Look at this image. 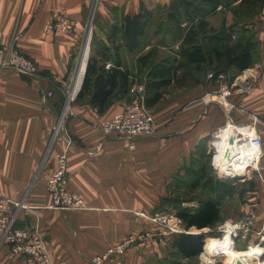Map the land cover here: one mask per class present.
<instances>
[{
  "label": "crops",
  "instance_id": "obj_1",
  "mask_svg": "<svg viewBox=\"0 0 264 264\" xmlns=\"http://www.w3.org/2000/svg\"><path fill=\"white\" fill-rule=\"evenodd\" d=\"M172 1L0 0V46L17 36L20 52L38 67L35 76L0 70V192L15 201H25L28 209L21 212L17 225L41 235L49 247L52 264H90L94 256L132 234L160 231L151 217L162 212L164 199L174 196L171 185L180 179L184 167L189 168L202 144L210 155V139L232 122L251 124L256 120L263 156L257 169L246 177L249 183L239 186L241 189L235 185L234 210L228 212L225 208L227 197L218 203L221 216L216 226L252 219L253 233L248 244L258 242L259 232L264 234V8L245 26L237 25L239 20L227 7L221 6L205 18L214 34L234 30L231 45L248 35L242 33L245 29L257 41L254 65L242 73L230 69L225 74L232 87L226 101L219 98V84L209 78L212 72L206 67L197 82L177 92L165 91L161 101L149 108L154 113L156 134L136 139L133 149L127 146L124 136H106L99 129L101 121L130 104L131 80L137 75L140 79L139 73L147 67L140 63L144 55L131 53L126 42V18L138 15L142 9L156 14ZM240 3L241 0L235 2L232 8ZM54 10H64L76 21L73 35L45 32L44 26ZM89 21L93 41L103 44L94 54H107L111 60L106 64L112 66L116 63L113 58L120 57L123 63L119 69L127 79L120 80L105 112L99 113L88 100L75 101L65 111L66 91L77 70ZM156 34L174 38L173 32ZM186 66L196 70L195 65ZM175 82L174 79L170 86ZM47 91L53 93L52 97H45ZM62 116L63 123L56 133ZM68 140L73 142L68 151L69 189L85 199V210L53 209L46 189L56 168V157L66 150ZM216 144L219 150L222 144ZM215 176L223 187L221 182L227 181ZM209 196L205 199H216ZM194 229L184 233L204 231L203 235H209L213 230L195 233ZM178 235H168L160 244L130 250L126 264H175L173 256L179 254L173 241ZM246 248L244 244L242 249ZM0 264H27L24 259L10 256L1 231Z\"/></svg>",
  "mask_w": 264,
  "mask_h": 264
},
{
  "label": "built area",
  "instance_id": "obj_2",
  "mask_svg": "<svg viewBox=\"0 0 264 264\" xmlns=\"http://www.w3.org/2000/svg\"><path fill=\"white\" fill-rule=\"evenodd\" d=\"M75 27L76 21L69 17L64 10H54L51 17L46 22L44 30L48 33L73 35ZM87 32L88 35L85 37L80 51L82 60L86 52V41H88V37L90 33H92L91 25L88 27ZM111 67V64L106 66L107 69ZM3 69H12L28 76H35L38 74L37 66L18 51L13 41L7 46H0V70ZM84 75L85 69L83 76ZM209 78L213 79L214 75L211 73ZM216 80L219 84V98L224 102L231 96L232 87L228 84L225 74L217 75ZM130 93L133 95L130 104L127 105L123 111L114 114L109 119L103 120L99 124V129L106 136H124L127 146L133 149L136 139L155 135L156 128L154 116L144 102V87L134 86ZM52 95V92L47 91L45 97H52ZM253 121L254 122L251 124H236L232 122V124L227 125H231L238 129L236 140L235 138L234 140L240 145V148H243V146L245 147V150L241 154L234 157L235 161L246 163V171L244 173L242 172L243 174L240 175L242 178L248 177L251 170L257 169L259 161L263 156L262 139L256 127V120ZM61 122L63 123V116L60 118L59 124L56 127V133L60 130ZM221 131L222 129L216 131L213 135L212 167L216 171L218 178L223 180L224 175L222 174V168H225L228 163L220 157V163L218 162L219 165H216V158L219 155L216 141L220 139ZM72 144L73 142L68 140L66 150L57 155L56 168L46 182V189L51 196V207L53 209H88L85 199L69 189L68 151ZM234 145H236L235 142ZM25 209H28L25 201H15L3 196L0 192V231L2 243L8 246L10 256L14 259H24L27 264H52L49 247L41 235L37 231L23 229L17 225L20 214ZM151 220L157 224L160 231L157 233L147 231L132 234L119 244L107 249L104 253L94 256L90 264H126L125 259L130 250L143 248L150 243L160 244L165 242L168 235L185 232L181 230V221L175 215L156 214ZM227 228L231 229L230 237L235 249H238V241H240L241 244H246L247 248L245 250L256 249L255 253L259 255V259L262 261V264H264V234L259 232L258 236L260 238L258 242L255 244H248L253 233L252 219L238 222H225L218 228L217 233L220 234H214L213 237L215 239H220L223 237L224 233H226L225 229ZM209 240L210 238L206 237L204 245L205 251ZM203 254L204 253L201 254V264ZM217 263L218 262L215 264Z\"/></svg>",
  "mask_w": 264,
  "mask_h": 264
},
{
  "label": "trees",
  "instance_id": "obj_3",
  "mask_svg": "<svg viewBox=\"0 0 264 264\" xmlns=\"http://www.w3.org/2000/svg\"><path fill=\"white\" fill-rule=\"evenodd\" d=\"M237 1L239 0H173L171 4L160 9V12L157 13L160 29L165 22L171 26L175 24L177 27L183 21L186 22L179 33H173L174 38L175 35L180 34L175 38V41L181 44L178 58L183 60V67L186 64H192L196 66V71L203 72H206L204 71L206 67H210L209 69L214 72L212 73L213 80L217 81V75L226 74L230 69L242 73L254 65V53L257 47L254 34L245 29L242 33H248V35L239 38L235 44L231 45L230 41L234 32L232 28L214 34L215 30L210 29L209 22L205 20L207 16L216 13L222 6L231 9L239 20L237 25L245 26L249 22V18L260 15L264 8V0H241L237 7L232 8V5ZM155 16L153 11L142 9L138 15L126 18L124 35L128 46L132 47L131 50L135 48L134 45L140 43L139 38L144 36L150 24L155 21ZM181 17H184L182 21ZM170 29L172 31L173 27ZM208 33L211 34L208 36ZM101 53L94 54L89 59L82 87L76 99V102L88 100V104L99 113L105 112L120 80L125 79L126 82L127 79V76L120 72L118 57L117 59L113 58L116 60L115 65L106 69V63L111 58L107 54ZM149 56L151 53L140 58V63L145 65V59ZM177 68L173 64H167L164 67L157 66L154 70L149 71L144 94V102L148 108L154 107L161 101L166 89L177 76ZM199 178L205 179V177L199 176L194 187L201 185L202 180ZM221 183L224 188L231 186L228 182L222 181ZM209 184L212 182H208L206 187H210ZM218 203L216 199H207L201 203L198 210L194 212L180 210L177 216L186 230L213 228L220 221L221 212ZM205 238L203 234L181 233L175 237L173 248L177 250L179 256L193 259L203 252ZM217 264L223 263L218 262Z\"/></svg>",
  "mask_w": 264,
  "mask_h": 264
},
{
  "label": "rangeland",
  "instance_id": "obj_4",
  "mask_svg": "<svg viewBox=\"0 0 264 264\" xmlns=\"http://www.w3.org/2000/svg\"><path fill=\"white\" fill-rule=\"evenodd\" d=\"M159 12H160V10L157 11L155 14L156 15L154 18L155 23L150 24L148 29L145 31L146 35L140 39V43H138L137 45H134L135 46L134 50H131V53H133V52L141 53L142 55H144L142 57H146L145 55H148V53L151 52V56H149V58L145 59L146 60L145 65L147 67H145L144 70H142V72L139 73L140 75H142V76H139L140 79L137 78V76H138L137 75V76H134L135 80L134 79L131 80V86L132 87L130 88V92L134 86H143L145 89L146 88L145 82L147 81V74L149 73L150 70H154L155 67H157V66L158 67H164L167 64H173V65L178 67L177 68V70H178L177 76L175 78L176 82L174 83V85H172L168 89H166V92H168V93L169 92H177V90H181V88L185 87L187 84H189L191 82H194V81L197 82L202 77L203 71H196V70H193L192 68H190L188 66H184V67L181 66L182 64H184L183 60L182 59L180 60V58H178L179 57L178 55L180 54L179 52H180L181 44H180V42L175 41L176 40L175 38L179 37L180 34L175 35V38H172V39L167 38V37H161L159 34L158 35L156 34V31H159V32L165 31V34H167L168 32H172V31H173V33H179L180 29H183V26H185L186 22L183 21L182 22L183 25L181 24L179 27L175 26V24H173L171 26L168 22H165L163 24L162 28L160 29V25L158 23V21H160V20H157V18L159 17V15L157 13H159ZM94 14H95V11H94ZM91 15L94 16L93 12L91 13ZM182 19H184V17H181V21H182ZM91 20H92V18H91ZM89 22H90L89 26L90 25L92 26V22L91 21H89ZM172 27H173V29L171 31L170 28H172ZM92 35H93V33H90V35L88 37V41H86L85 51L87 53V55H86L87 57H86L85 72H86V68H87V64L89 62V59L92 56H94L93 51L94 50L100 51L101 47L103 46L102 43L98 44L95 41H93ZM17 40H18V37L14 36L13 42H14V44H16V48L20 52V50L17 46ZM9 44H7V45H9ZM7 45H5V46H7ZM178 45H179V48H178ZM22 55L25 56L24 54H22ZM26 58H28V57H26ZM118 59H119V60H117L118 63L122 64L123 62H122L121 58L119 57ZM29 60H31V59H29ZM115 61L116 60L113 59V62H115ZM81 62H82V57H81V53H79L78 66H77V70L75 72L74 79L72 80L69 88L66 91L67 103H66V107H65L66 110L65 111H69V108L71 106H73V104L75 103V101L77 99V95H78V93L82 87L83 80L81 81L80 85H79V83H77L78 76L80 74L79 69H80ZM209 72L214 73L212 70H210ZM227 82L229 83L228 80H227ZM74 86H76V87L74 88ZM212 140L213 139H210V142ZM212 143H210V147H212ZM207 149H208L207 146H204L202 144L200 146L199 150L196 152V157L193 158L192 161H190L189 168L184 167V169H182V174H180V179H178V181H176L175 184L171 185L173 187L172 193H174V196L171 199H166V200L162 201V212L158 213V214H169L172 216L175 215L177 217V213L180 210H184V211L186 210V211L193 212V211L200 208L201 203L206 201L205 198H207L209 195L216 197V200L219 203L222 202V200H224L225 197H227L228 200L226 199L227 201L225 203V208H227L228 212H230L231 209L234 210L235 204H234L233 198L235 196V189H236L235 185L239 187L241 185H246L249 182L247 181V178H241L238 181L230 182V184H231L230 187H227V188H224V186L221 187L216 180V176H215V175H217L216 171H214V168H212L213 170L211 169V167H212L211 164H212V159H213V148H211L210 155L209 154L207 155ZM216 161H217V158H216ZM240 171L241 170L234 171V172H225L224 171V173L227 176H232V175L237 176L234 174H237V172H240ZM192 173H195V175H191ZM199 176L205 177V179L199 178L202 180L201 185L199 187H194V183L197 181ZM207 177H208V179H207ZM237 177H239V176H237ZM207 181L212 182V184H209L210 187H206V184L208 183ZM239 189H241V188L239 187ZM239 191H241V190H239ZM240 194H241L240 192L237 193L238 196ZM220 196H221V198H220L221 201H219ZM209 197H211V196H209ZM177 218L179 219V217H177ZM180 226H181V230L183 232L189 231V230H186V227L182 224V221L180 222ZM211 230H212V232H210L209 235H207V233H206L204 236L207 238H214L213 237L214 234L215 235L220 234V233L219 234L217 233V231H218L217 226L211 228ZM193 231L196 233L198 230L194 229ZM205 240H206V238H205ZM237 248H238V249H236L237 251H243V252L249 251V250H243L242 249V248H244V244L241 245L240 241H238ZM202 253H204L202 255V264H215L216 262H223L225 264H228V257L226 255H225V257L222 255H213L211 257V259H207V257H206V256H208L207 246H206V251L203 250ZM256 258H259V256H252V257L247 256L246 257V264H255ZM173 259H174V261H176L175 264H201V260H200L201 255L196 257V258L190 259L187 262H183L181 257L178 255L177 256L174 255Z\"/></svg>",
  "mask_w": 264,
  "mask_h": 264
},
{
  "label": "bare ground",
  "instance_id": "obj_5",
  "mask_svg": "<svg viewBox=\"0 0 264 264\" xmlns=\"http://www.w3.org/2000/svg\"><path fill=\"white\" fill-rule=\"evenodd\" d=\"M86 55L87 53L85 52L84 59L82 60L80 69H79L80 74L77 80V83H79V85L81 84V81H82L81 75L84 73V69H85L86 57H87ZM75 87L76 86H74V88ZM221 132L222 133H221L220 139L217 141H220L222 146L218 150L219 155L217 156L216 162H217V165H219L220 157L222 160H226L227 161L226 163L228 164L225 168H222V174L228 178H235L237 176H240L242 172L244 173L247 168L245 162H237L234 160V157H236V155L241 154L245 150V147L243 146V148H240V145L237 144L236 141H235L236 145H231L229 142L230 137L235 138L236 140V135H237L236 133H238L237 128L232 127L230 125L226 127L225 129H222ZM239 170L241 171L237 172V174H234L237 176H233V175L227 176L224 173V171L234 172V171H239ZM225 230H226V233H224L223 237H221L220 239L210 238L208 245H207V251H208L207 253L208 256H206L207 259H211L213 255H222L224 257L226 255L228 257V264H246L247 256H251V257L259 256L258 254L255 253L256 249H250L247 252L237 251L232 245V239L230 237L231 229L227 228ZM255 264H262V261L259 258H256Z\"/></svg>",
  "mask_w": 264,
  "mask_h": 264
},
{
  "label": "water",
  "instance_id": "obj_6",
  "mask_svg": "<svg viewBox=\"0 0 264 264\" xmlns=\"http://www.w3.org/2000/svg\"><path fill=\"white\" fill-rule=\"evenodd\" d=\"M83 79H84V77H83ZM229 142H230L231 145H234V142H235L234 138H230ZM228 152H229V151H228ZM229 154H230V153H229ZM241 178H242L241 176H239V177H235V178H228V177H225V176H224L223 180H224V181H227V182H235V181L240 180ZM203 232H204V231H203ZM203 232H201L200 234H202Z\"/></svg>",
  "mask_w": 264,
  "mask_h": 264
}]
</instances>
